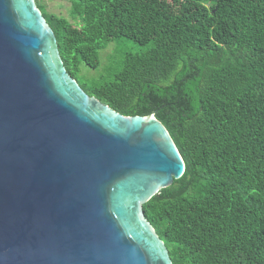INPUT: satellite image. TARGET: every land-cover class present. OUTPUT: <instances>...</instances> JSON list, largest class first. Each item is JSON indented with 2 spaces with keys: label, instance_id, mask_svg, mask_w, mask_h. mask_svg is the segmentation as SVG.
<instances>
[{
  "label": "trees",
  "instance_id": "16d2710c",
  "mask_svg": "<svg viewBox=\"0 0 264 264\" xmlns=\"http://www.w3.org/2000/svg\"><path fill=\"white\" fill-rule=\"evenodd\" d=\"M49 1L68 73L121 115L156 114L185 160L144 203L173 264H264V0Z\"/></svg>",
  "mask_w": 264,
  "mask_h": 264
},
{
  "label": "water",
  "instance_id": "95a60500",
  "mask_svg": "<svg viewBox=\"0 0 264 264\" xmlns=\"http://www.w3.org/2000/svg\"><path fill=\"white\" fill-rule=\"evenodd\" d=\"M185 170L156 114L82 89L36 0H0V264H173L144 203Z\"/></svg>",
  "mask_w": 264,
  "mask_h": 264
},
{
  "label": "rangeland",
  "instance_id": "374dc122",
  "mask_svg": "<svg viewBox=\"0 0 264 264\" xmlns=\"http://www.w3.org/2000/svg\"><path fill=\"white\" fill-rule=\"evenodd\" d=\"M49 4H50V8L51 10H55L57 13H61L63 14L64 16H69V9L71 8V5L70 3L67 1V0H52V1H49ZM112 48L111 47L109 50H107L105 53L104 51L101 53V59H102V56H103V53H104V56H103V64L104 66L108 63V55L111 54V51H112ZM130 49L132 51H139V49H141V47L137 46V45H133L131 44L130 45ZM143 49V48H142ZM113 53V56L111 57L112 58H120V54H117L114 52ZM119 60V59H118ZM81 70H82V75L84 76L83 79H81L82 81H84L85 83H90L91 81H95L96 79H99L101 77V73H102V69H98V70H94V69H91L90 67L86 66V65H83L81 67Z\"/></svg>",
  "mask_w": 264,
  "mask_h": 264
},
{
  "label": "clouds",
  "instance_id": "9594fccd",
  "mask_svg": "<svg viewBox=\"0 0 264 264\" xmlns=\"http://www.w3.org/2000/svg\"><path fill=\"white\" fill-rule=\"evenodd\" d=\"M165 244V243H164Z\"/></svg>",
  "mask_w": 264,
  "mask_h": 264
}]
</instances>
